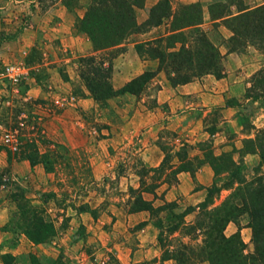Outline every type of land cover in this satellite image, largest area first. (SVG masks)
<instances>
[{
	"label": "rangeland",
	"instance_id": "1",
	"mask_svg": "<svg viewBox=\"0 0 264 264\" xmlns=\"http://www.w3.org/2000/svg\"><path fill=\"white\" fill-rule=\"evenodd\" d=\"M158 1L143 0L142 6L134 8L136 30L120 44L95 49L88 34L78 29L89 0H0V206L10 211L8 226L3 230L11 235L0 243V264H163L178 240L190 244L199 242L200 237L191 240L180 236L179 230H168L177 221L171 216L172 211L182 212L198 203L191 204L187 198L180 202L164 201L171 202L175 208L135 211L139 212L135 215L130 208L139 193L155 207L163 205L160 188L155 191L160 182L175 183L182 165L195 171L202 161L212 160L216 139L185 142L172 151L171 143H176L171 137L172 131L165 126L160 128L159 118L156 142L169 157L162 168L160 164L148 167L138 150L145 126H141L137 117L146 112L144 107L151 110L160 107L156 94L160 78L168 80L167 71L172 76L187 74L194 80L212 74L209 71L218 65L219 73L223 74L219 47L225 44L229 49L230 46L222 36L228 29L227 22H212V14L197 2L202 9L201 24L172 30L184 23H174L173 15L158 25L148 24L151 8ZM169 1L172 13L180 20L186 4ZM263 3L264 0H227L213 5L212 12L219 15L232 11L231 4L236 10ZM220 25L223 27L219 28ZM164 33L167 34L160 36ZM140 40L145 41L135 43L133 51L126 52L127 56L120 55L132 42ZM86 43L90 48L86 49ZM211 45L220 54L215 64L210 61ZM160 51L165 53L161 70ZM169 51L178 53L172 66L167 65ZM236 52L247 55L243 64H248L247 60L249 63L257 59L264 61V49L248 42L238 46ZM88 54L111 62L110 82L115 90L145 71H153L154 75L138 94L123 93L97 101L80 76L78 59ZM6 63L25 66L27 73L17 85L1 75ZM119 65L122 71L117 80L113 72L114 66L119 69ZM259 69H264V65ZM246 79L250 84L244 98L250 89L257 91L251 75ZM229 102L236 100L229 99ZM239 105L242 117L234 124L221 123L222 114L217 109H211L205 116L199 115L202 129L212 130L219 125L226 136L224 150L215 154L223 156L216 159L220 169L212 180L222 186L214 204L228 196L238 180L254 181L264 176V159L257 150L264 142V124L256 120L264 102L258 105L243 99ZM192 127L196 128L194 124ZM6 132L17 136V151L11 152L3 144ZM241 133L250 135L251 141L240 138ZM153 185H156L153 192L141 193V189L153 188ZM21 189L31 203L40 205L45 218L55 226L54 235L44 242L34 244L21 231L14 201V195ZM194 214L189 213L185 220L192 221ZM160 219L164 229L163 246L158 240L159 229L154 225ZM147 223L152 224L155 233L145 229ZM228 224L237 229L239 226L240 230L247 228L248 237L243 241L245 252L251 254L252 232L247 215H240L236 222Z\"/></svg>",
	"mask_w": 264,
	"mask_h": 264
},
{
	"label": "trees",
	"instance_id": "2",
	"mask_svg": "<svg viewBox=\"0 0 264 264\" xmlns=\"http://www.w3.org/2000/svg\"><path fill=\"white\" fill-rule=\"evenodd\" d=\"M142 3L143 0H89L84 15L79 19L78 29L88 34L95 49L118 45L125 36L136 30L134 8L142 6ZM218 3L220 2L208 6V11L212 14L213 20L232 14L230 9L227 13L213 14V5ZM184 6L186 11L181 12V19L177 20L175 13H172L170 1L159 0L151 8L147 23L158 25L165 18L173 15L174 23L177 21H184V23L172 30L201 24L202 9L200 4L195 2ZM239 10V13L224 19L227 22L226 27L232 33L227 40L230 44L228 50L236 51L238 46L246 44V42L264 49V3L250 9L243 7ZM153 18H156V21L151 22ZM210 47V54L213 55L210 61L215 64L216 57H220V54L218 51L216 52L212 45ZM177 54L174 51L166 53L169 60L167 65L175 62ZM163 57H165V53L160 51V70L165 60ZM78 61L81 66L80 76L84 80L87 90L97 101H105L110 97L123 93L138 94L144 84L154 75L153 71H145L115 90L110 82L112 73L110 61H105L104 58L95 54L80 56ZM219 72L218 65L209 71L216 77L221 76ZM166 73L168 74V80L173 85L186 83L191 81L192 78L187 74L176 73L173 77L169 71ZM251 81L255 82L256 86L254 88L256 87L257 91L253 92L250 89L245 97L253 101L264 97V69L255 71L251 75ZM238 104L239 102H229V100L226 102L228 106ZM214 130L208 131L211 133ZM247 140L251 141L250 138H247ZM257 150L259 157L263 160L264 142L260 143ZM247 152L255 153L254 150H248ZM211 154L212 160H205L204 162H207L214 174H217L220 168L216 165V159L221 158L223 155ZM168 157L169 155L165 153L160 168L163 167ZM179 171L192 172L193 168L182 165L178 168ZM262 180H264V176L255 178L254 181L238 180L237 186L219 204L214 203L215 199L219 197L218 193L221 191L222 186H218L213 182L206 188L205 199L197 205L182 212L172 211L171 216L177 221L168 230L173 232L179 230L178 232L182 237L188 236L191 240H197L200 237V240L194 244L178 240L177 245L170 251L171 254L166 259L174 260L175 264H201L204 261L208 264L264 263V183H262ZM155 188L156 185H153V188L141 189V193L143 191L153 192ZM229 188H232V186H229ZM131 190L135 191L136 189ZM14 201L17 202V214L21 220V231L32 243L44 242L54 235V224L45 218L40 205L31 203L30 199L25 197L22 189L14 195ZM168 207L175 208L171 202H164L163 205L155 207L151 201L144 199L142 194L139 193L132 202L130 209L132 212L141 210L156 212L163 211ZM191 212L195 213L194 219L188 222L185 217ZM244 214L248 217V226L252 232L253 251L251 254L245 252L246 243L241 237L239 226L237 231L230 235H226L224 232L230 221L236 222L237 217ZM154 225L159 229L158 240L160 245L163 246L164 229L162 219L154 222Z\"/></svg>",
	"mask_w": 264,
	"mask_h": 264
},
{
	"label": "crops",
	"instance_id": "3",
	"mask_svg": "<svg viewBox=\"0 0 264 264\" xmlns=\"http://www.w3.org/2000/svg\"><path fill=\"white\" fill-rule=\"evenodd\" d=\"M183 4L199 2L205 11H208V6L216 2H226L227 0H178ZM153 4L146 3L144 8H147ZM232 14L216 18L212 22H221L225 18L235 15L240 12V10L233 8L234 5H230ZM255 6H247L250 9ZM219 28L223 25L218 26ZM167 33L161 34L166 35ZM223 38L227 39L231 36V31L226 29L222 33ZM145 40L134 41L131 46L120 55L127 56V53L133 51V46L135 43L142 42ZM223 41V39H222ZM90 48L86 43V49ZM220 53L222 55L224 70L220 77H216L212 74H206L198 79L188 81L186 83L180 84H170L167 79L160 78V88L156 94V103L160 104L156 106V109L151 110V108L144 107V111L140 113L141 126H145V130L142 132V144L138 148L140 151V156L144 161V165L148 167H156L161 164L164 151L162 146L156 142L159 138V134L156 128L157 120L160 118V128L166 127L170 128L172 131L171 137L174 140L175 145L172 144V151L177 150L181 145L187 143H195V141L201 140L200 138L213 137L216 139V148L214 149L215 154H219L224 150L226 145V136L224 130L220 129L219 125L211 133L208 130L201 128L202 118L199 116H205L207 113L211 112V109H217L219 114H222L221 123H233L239 121L242 117L240 112L241 105H226L229 99H235L236 102H242L244 99L246 102L252 104H261L264 102V98L258 100H251L250 98H244V92L246 87L249 86L250 82L246 79L247 76L252 75L255 71L264 65V61L257 59L256 62L248 61V64H243V58L247 56L244 52L238 53L236 51H229L225 44L219 47ZM127 52V53H126ZM260 60V61H259ZM117 61V59L115 60ZM146 62V60H144ZM113 78L119 80V72L122 71V67L119 65V69L114 66ZM125 68V67H124ZM160 76H162V71H160ZM126 80L122 81L119 85L123 84ZM206 107L207 109H203ZM257 113V112H256ZM255 113V114H256ZM254 114V115H255ZM136 116V114H134ZM256 120L259 124H264V106L260 105L257 113ZM256 121H253L254 123ZM194 124L195 127H192ZM234 124V123H233ZM256 124V123H254ZM200 126V127H199ZM258 126V124L256 125ZM198 127V128H197ZM200 128V129H199ZM240 138H248L250 135L241 133ZM162 138V136L160 135ZM24 164H26L24 162ZM27 165V164H26ZM28 166V165H27ZM195 171H180L176 173V182L169 184L166 180L160 182V201H177L180 202L181 199H189V203L197 204L203 200L205 196V190L207 186L212 183L213 180V170L207 162H201L197 165ZM139 212L133 213L138 214ZM131 214V215H133ZM10 219V211L5 206H0V243L6 238H10V232L4 231V227L8 225ZM145 229H152L154 233L156 229L151 223H147ZM144 230V229H143ZM228 230V232H227ZM237 230L231 224H228L225 229V234L230 235ZM243 240L245 241L248 237L247 228H242L240 230ZM155 236V234H154ZM143 246V245H142ZM161 253V251H160ZM172 259L163 260V264H173ZM207 264V263H206ZM264 264V263H263Z\"/></svg>",
	"mask_w": 264,
	"mask_h": 264
},
{
	"label": "built area",
	"instance_id": "4",
	"mask_svg": "<svg viewBox=\"0 0 264 264\" xmlns=\"http://www.w3.org/2000/svg\"><path fill=\"white\" fill-rule=\"evenodd\" d=\"M27 70L22 63H6L1 71V75L12 85H17L22 78L25 77ZM3 144L11 151L18 150L17 136L12 132H6L3 134Z\"/></svg>",
	"mask_w": 264,
	"mask_h": 264
}]
</instances>
